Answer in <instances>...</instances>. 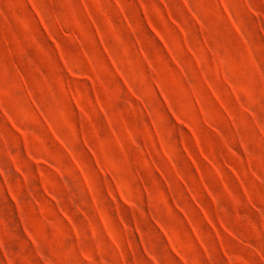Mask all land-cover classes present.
I'll return each instance as SVG.
<instances>
[{"label":"rangeland","instance_id":"374dc122","mask_svg":"<svg viewBox=\"0 0 264 264\" xmlns=\"http://www.w3.org/2000/svg\"><path fill=\"white\" fill-rule=\"evenodd\" d=\"M0 264H264V0H0Z\"/></svg>","mask_w":264,"mask_h":264}]
</instances>
